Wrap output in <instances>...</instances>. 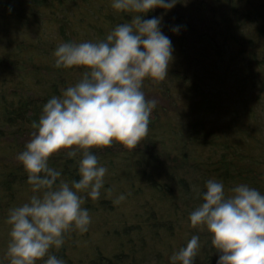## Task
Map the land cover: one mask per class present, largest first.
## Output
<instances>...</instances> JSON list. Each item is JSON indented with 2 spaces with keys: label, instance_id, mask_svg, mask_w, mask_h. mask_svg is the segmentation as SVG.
<instances>
[{
  "label": "trees",
  "instance_id": "trees-1",
  "mask_svg": "<svg viewBox=\"0 0 264 264\" xmlns=\"http://www.w3.org/2000/svg\"><path fill=\"white\" fill-rule=\"evenodd\" d=\"M152 16L162 17L173 58L164 80L142 85L157 101L149 131L132 149L116 142L91 149L107 168L104 187L85 199L88 230H69L50 249L65 264H171L192 235L200 241L194 264H217L210 233L189 221L206 181L264 193V0H178L144 18ZM130 18L111 0H0V264H9L8 212L33 194L16 156L47 100L85 71L57 68L54 50L101 41ZM49 163L60 179L79 178L65 150Z\"/></svg>",
  "mask_w": 264,
  "mask_h": 264
},
{
  "label": "clouds",
  "instance_id": "clouds-1",
  "mask_svg": "<svg viewBox=\"0 0 264 264\" xmlns=\"http://www.w3.org/2000/svg\"><path fill=\"white\" fill-rule=\"evenodd\" d=\"M178 0H111V7L130 14L98 42H63L54 50L57 68L85 69L74 85L43 105L34 131L16 159L27 173L32 195L9 210V264H65L50 252L64 243L69 230L86 232L91 223L86 198L96 200L107 168L91 149L114 142L135 148L148 131L155 99L142 91L145 79L167 77L173 45L161 30V16H144L155 8L171 9ZM172 31H178V26ZM65 150L75 159L78 179L66 181L49 158ZM202 202L189 213L192 226L203 225L221 253L217 264H264V193L246 183L228 191L208 179ZM121 194L114 201L120 203ZM198 235L169 257L171 264H194Z\"/></svg>",
  "mask_w": 264,
  "mask_h": 264
},
{
  "label": "rangeland",
  "instance_id": "rangeland-1",
  "mask_svg": "<svg viewBox=\"0 0 264 264\" xmlns=\"http://www.w3.org/2000/svg\"><path fill=\"white\" fill-rule=\"evenodd\" d=\"M5 231V230H4ZM6 232V231H5ZM0 237H3V234H0ZM5 257V251L3 253L0 254V259Z\"/></svg>",
  "mask_w": 264,
  "mask_h": 264
}]
</instances>
